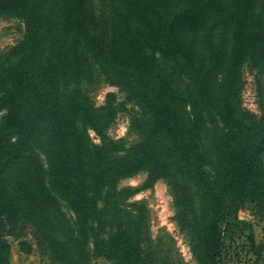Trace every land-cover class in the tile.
<instances>
[{
    "label": "rangeland",
    "instance_id": "obj_1",
    "mask_svg": "<svg viewBox=\"0 0 264 264\" xmlns=\"http://www.w3.org/2000/svg\"><path fill=\"white\" fill-rule=\"evenodd\" d=\"M146 1L147 13L185 14L191 28L176 59L148 50L154 72L136 68L113 44L117 23L139 12L138 0H77L80 8L65 11L67 29L55 39L58 0H0V264H209L203 236L212 215L224 239L218 264H264L257 187L229 200L211 165L193 160L188 167L169 148L162 154L164 133L149 132L164 117L185 124L195 115L197 145L214 168L218 140L232 129L264 137V0ZM30 53L38 54L32 69ZM69 138L91 149L112 141L118 164L113 194L97 203L106 225L87 222L84 237L52 175L65 166L49 160ZM153 149L158 157L143 164ZM124 157L128 167L120 170ZM17 168L18 190L7 192L1 182Z\"/></svg>",
    "mask_w": 264,
    "mask_h": 264
},
{
    "label": "trees",
    "instance_id": "obj_2",
    "mask_svg": "<svg viewBox=\"0 0 264 264\" xmlns=\"http://www.w3.org/2000/svg\"><path fill=\"white\" fill-rule=\"evenodd\" d=\"M138 3V13L125 15L117 23L119 24V37L114 40L115 43L113 42V44L114 48L120 45L123 53L127 52L133 56L132 60L137 63L136 68H141L142 71H153L150 67L151 64L147 62L149 58L148 50H156L165 61L176 59L181 53L179 40L184 36L183 31H191V28L187 26L189 19H187L188 17L185 14L181 16H156V14H150L145 11L146 9L144 7L150 6L149 1L138 0ZM129 4L131 7L132 4ZM56 5L58 7V23L62 26L52 33L53 39L67 29L61 22L65 11L70 15H74L80 8V3H77V0H58ZM16 8L20 9V7ZM142 8L143 10H141ZM23 13H25V9H23ZM234 48L231 69L236 66L240 56L238 45ZM63 49V47H60L59 51H63ZM71 52L76 51L70 48L68 54H71ZM37 56V53H30L28 55L26 64L30 62L28 66L30 69L34 67L31 61ZM126 61H130L129 56L126 58ZM205 86L206 84L202 81V78L199 79L197 89L202 90ZM161 111L162 113L160 111L156 113L163 114L165 108L163 110L161 109ZM193 112L195 114V111ZM176 113L178 114V112ZM163 120L162 125L155 123V126L149 127L151 134L161 132L165 135L164 138L160 139L162 141L164 140L163 144L161 146L159 145L162 154L164 153V148H169L174 156L188 167L192 165L193 160H198L200 165L201 163L211 165L220 178L221 190L225 196H229V200L233 201L237 199L241 192L249 185H255L258 189V203H262L264 196V137L260 140H255L253 135L256 133L252 129L247 128L246 130H239V132H235L232 129L224 139L225 134L218 140L216 148L218 160L214 168L213 163L209 162V160L206 162L210 158L209 152L201 154L200 147L197 145V142L199 144L198 139L201 127L198 123L199 118H195V115L193 121L185 118L183 120L185 124L177 122L173 117L170 119H165L164 117ZM227 122L228 120L226 119ZM195 133L198 136L195 137ZM102 142L103 144L101 146L91 149L83 140H78V143H75L69 138L62 146L67 147L66 150L62 151V154L55 153L49 156V160H52V163H61L65 166L63 171L55 170V172H52V175L55 182L62 184L64 197L68 199L70 208L78 220L77 233H80L79 236L81 237L85 236L84 232L86 229L91 231V228L86 225L91 220L92 223L96 222L100 229L106 225L103 219L100 218V214H98L97 203L99 201H109V195L114 192L112 189L117 181L116 176L119 175V172L115 169L118 164H116V161L110 159V147L114 143L112 141L106 142L104 138ZM156 145L154 143V146ZM153 152L154 149L150 155L142 160L144 161L142 162L143 164H146L149 158L153 161L156 159V156L158 157V151H155V155ZM118 161L121 163V165L119 164L120 170H126L128 167L127 163H129L127 158L124 157ZM200 165L199 167L201 168ZM195 171L198 174L200 169L198 168ZM20 174L17 168L15 174H9L4 177L6 180H2V188L9 192V188L13 186L17 192V181L19 183ZM199 179L201 180V177ZM29 182L30 188L33 187L30 179ZM108 188L110 192L107 191L108 195L102 197L103 192ZM91 195L93 197H90ZM36 196L37 194L35 193L32 199L33 201ZM210 209H214L215 211V208L212 206ZM31 212L36 213V210H31ZM220 223L221 220L216 218L215 215H212L204 232L203 243L209 264H218V260L221 258L222 250L224 249V239L220 229ZM108 243H104L107 246L106 248H109L110 244ZM122 247L129 248L125 242L122 244Z\"/></svg>",
    "mask_w": 264,
    "mask_h": 264
}]
</instances>
